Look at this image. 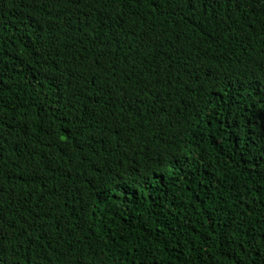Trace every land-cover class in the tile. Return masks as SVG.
Listing matches in <instances>:
<instances>
[{"label": "trees", "instance_id": "obj_1", "mask_svg": "<svg viewBox=\"0 0 264 264\" xmlns=\"http://www.w3.org/2000/svg\"><path fill=\"white\" fill-rule=\"evenodd\" d=\"M0 264H264V0H0Z\"/></svg>", "mask_w": 264, "mask_h": 264}]
</instances>
